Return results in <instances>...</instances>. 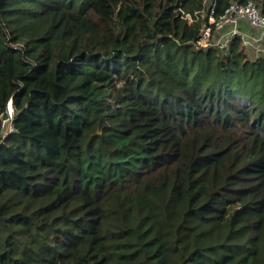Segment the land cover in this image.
<instances>
[{"label": "trees", "instance_id": "trees-1", "mask_svg": "<svg viewBox=\"0 0 264 264\" xmlns=\"http://www.w3.org/2000/svg\"><path fill=\"white\" fill-rule=\"evenodd\" d=\"M202 1L0 0V264H264V49Z\"/></svg>", "mask_w": 264, "mask_h": 264}, {"label": "built area", "instance_id": "built-area-1", "mask_svg": "<svg viewBox=\"0 0 264 264\" xmlns=\"http://www.w3.org/2000/svg\"><path fill=\"white\" fill-rule=\"evenodd\" d=\"M215 3V0H203L201 8L193 14L185 12L181 7L176 8L188 24L202 19L199 37L194 41L197 47L214 45L224 50L232 38L238 36L244 49L259 52L264 49V14L252 0L246 3L231 2L220 16L214 15ZM243 23L249 24L254 31L247 33L242 28Z\"/></svg>", "mask_w": 264, "mask_h": 264}, {"label": "rangeland", "instance_id": "rangeland-1", "mask_svg": "<svg viewBox=\"0 0 264 264\" xmlns=\"http://www.w3.org/2000/svg\"><path fill=\"white\" fill-rule=\"evenodd\" d=\"M251 50V49H249ZM252 52L258 53V50L252 49ZM8 109H10V105H8ZM11 110V109H10ZM7 114H9V111L6 110ZM11 112V111H10ZM10 119H2L1 114H0V120H1V128H2V135H7L13 131L12 123L11 120L13 118V112L11 113Z\"/></svg>", "mask_w": 264, "mask_h": 264}, {"label": "water", "instance_id": "water-1", "mask_svg": "<svg viewBox=\"0 0 264 264\" xmlns=\"http://www.w3.org/2000/svg\"><path fill=\"white\" fill-rule=\"evenodd\" d=\"M8 105H10V109H11V110L8 109ZM6 110L9 111V115L7 114ZM6 110H4V111L1 113V117H2L3 120H4V119H10L9 117H10L11 113L13 112V105H12V100H11V99L7 102ZM10 111H12V112H10ZM11 121H12V120H11ZM5 136H6V135H5ZM5 136H3V139L5 138Z\"/></svg>", "mask_w": 264, "mask_h": 264}, {"label": "crops", "instance_id": "crops-1", "mask_svg": "<svg viewBox=\"0 0 264 264\" xmlns=\"http://www.w3.org/2000/svg\"><path fill=\"white\" fill-rule=\"evenodd\" d=\"M242 27H243V29H244L247 33H252V32L254 31V29L251 28V27L249 26V24H247V23H243V24H242Z\"/></svg>", "mask_w": 264, "mask_h": 264}, {"label": "bare ground", "instance_id": "bare-ground-1", "mask_svg": "<svg viewBox=\"0 0 264 264\" xmlns=\"http://www.w3.org/2000/svg\"><path fill=\"white\" fill-rule=\"evenodd\" d=\"M12 112V111H11ZM9 115V114H8Z\"/></svg>", "mask_w": 264, "mask_h": 264}, {"label": "clouds", "instance_id": "clouds-1", "mask_svg": "<svg viewBox=\"0 0 264 264\" xmlns=\"http://www.w3.org/2000/svg\"><path fill=\"white\" fill-rule=\"evenodd\" d=\"M13 119V118H12Z\"/></svg>", "mask_w": 264, "mask_h": 264}]
</instances>
